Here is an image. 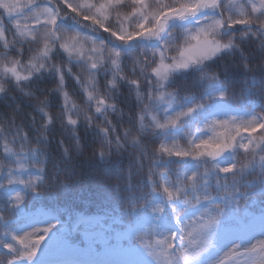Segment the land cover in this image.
Instances as JSON below:
<instances>
[{
	"label": "snow or ice",
	"instance_id": "snow-or-ice-1",
	"mask_svg": "<svg viewBox=\"0 0 264 264\" xmlns=\"http://www.w3.org/2000/svg\"><path fill=\"white\" fill-rule=\"evenodd\" d=\"M0 264H264V0H0Z\"/></svg>",
	"mask_w": 264,
	"mask_h": 264
},
{
	"label": "trees",
	"instance_id": "trees-1",
	"mask_svg": "<svg viewBox=\"0 0 264 264\" xmlns=\"http://www.w3.org/2000/svg\"><path fill=\"white\" fill-rule=\"evenodd\" d=\"M91 45H88V47H90ZM73 197V194H69V199H71Z\"/></svg>",
	"mask_w": 264,
	"mask_h": 264
}]
</instances>
